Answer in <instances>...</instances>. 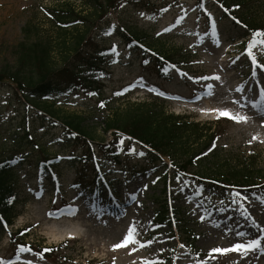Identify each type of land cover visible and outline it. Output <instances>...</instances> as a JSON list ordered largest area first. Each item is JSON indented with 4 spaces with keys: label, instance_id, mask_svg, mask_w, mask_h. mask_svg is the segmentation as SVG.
<instances>
[{
    "label": "rangeland",
    "instance_id": "obj_1",
    "mask_svg": "<svg viewBox=\"0 0 264 264\" xmlns=\"http://www.w3.org/2000/svg\"><path fill=\"white\" fill-rule=\"evenodd\" d=\"M196 3L197 0H119L117 9L110 10L97 26L90 29L94 42L86 48L85 53L94 50L95 43L116 48L114 63L106 71L108 77L102 75L106 96L142 76L148 82L143 84L145 90L135 91L128 101L114 103L108 110H104V105L100 106L102 102L90 98L89 92L73 95L62 101L61 106L53 108V111L65 117H82L83 127L94 140L93 155L86 156L88 152H84L85 145L81 142L71 145L69 138L61 135L60 126L51 128L45 124L40 127L38 119L34 121L31 113H28L30 117L27 115L29 123L24 121V108L11 97L8 86H0V148L4 139L18 125L32 126L33 133L32 144H22V149L30 157L15 172L17 204L9 205L7 212L11 211L13 219H10L15 228L26 229L28 244L54 249L50 252V259L31 251L21 252L19 249L22 247L19 244L12 246L3 230L0 231V260L5 264H85L89 261L101 264H264V232L261 231L264 229V203H261L264 186L263 189L256 187L231 191L230 194L215 191L212 193L213 199L207 187L188 186L181 179L174 182L176 175L170 170L167 192L158 200L156 196L163 186L161 180H157L152 168L146 166L143 155L134 153L130 160L126 159L120 167L110 170L114 174L113 178H109L113 182L110 189L115 193L116 202H113L102 194L81 192V185L86 190L91 188L93 168L80 176L77 174L80 168L65 161L71 155H83L91 164L100 160L95 146L108 139V134L104 132V118L111 112L124 111L130 103L150 102L159 96L164 100L161 107L168 113L184 115L191 120L211 123L212 126L218 123L217 130L221 133L206 154L215 152L221 160L228 155H248L256 160L258 169L262 171L260 173L264 175V141H259L262 135L258 126L259 121H264L261 114L264 107L251 106L252 112L241 109L237 104L241 98L239 92L231 90L220 77L223 69L236 67L235 74L248 75L240 81L241 85L255 86L256 82L245 67L244 49L252 38L246 41L232 40L235 34L228 31L226 21L220 20L217 8L207 7V12L199 15ZM54 7L59 10L69 7L81 16L90 12L81 0H0V71L14 66V49L25 41L27 32L30 42L50 43L58 55L57 45L61 42L53 21L46 14V10L51 12ZM260 18L263 21L260 32H264V12ZM123 26L126 29L132 27L140 35L154 39L151 45L172 57L173 64L168 69L173 73L162 80L152 68L140 66L139 55H132L118 35ZM67 32L66 40H71L74 32L71 29ZM262 47L258 44L252 52L258 59V65L264 66ZM56 54L54 66H60V57ZM175 64L179 67H173ZM149 71L152 72L148 75ZM87 76L82 74L81 77ZM214 76L219 79H212ZM209 91L211 95H208ZM214 109L239 113L247 116L248 120L236 123L227 117L217 118V112L212 111ZM258 117L261 118L259 121ZM132 148L139 151L137 147ZM11 149L6 146L1 156L4 157L6 151ZM41 152L52 159L64 158L58 162L61 189L52 188L47 182L42 194L38 195L39 178L33 165L43 155ZM77 176L81 178L80 184L74 183ZM235 193H240L244 199L236 197ZM165 200L171 207L168 209L171 215L169 221L173 224L176 222L173 214V208H176L180 211L179 217L184 216V221L193 232L190 249L178 244L169 230V221L156 217ZM122 204L131 206L125 212L127 214L114 216L106 213V210H116ZM60 209L72 213L70 216L63 213L60 217H54ZM245 210L247 216L242 214ZM127 215L131 218L121 220ZM103 217L113 222L107 223ZM66 226L75 234L74 238L64 242L65 238L60 236L64 235ZM130 226L135 228L136 239L146 246L140 248L136 244H129L113 250L112 246L123 239ZM237 232L246 235L239 237ZM249 238L260 239L261 248L244 256L236 251L213 253L212 257L208 255L213 248L231 247ZM150 240L152 243L148 244ZM133 248L137 250L132 251Z\"/></svg>",
    "mask_w": 264,
    "mask_h": 264
},
{
    "label": "trees",
    "instance_id": "obj_2",
    "mask_svg": "<svg viewBox=\"0 0 264 264\" xmlns=\"http://www.w3.org/2000/svg\"><path fill=\"white\" fill-rule=\"evenodd\" d=\"M118 0H84L86 8L90 9L89 13L81 16L74 13L69 7L67 10H53L52 21L55 30L57 31L59 49L58 55L56 48L50 43L42 41H31L28 32L26 33L22 43L14 49L15 64L12 67H7L0 71V86L10 87L9 92L13 98L17 99L20 105H23L28 112H34L37 115L43 114V121L40 124L47 122L58 124L61 126L65 134L75 136V141L92 139L90 133L82 126L80 116H62L53 111L56 102L61 101L63 97L69 96L70 93L82 84H87L89 87H99L95 81L82 79L79 77L83 69L74 67L78 62L74 58L83 59L92 77H96V70L102 69L104 57L101 52L91 54V57H86L83 54L85 49L84 44L88 46L90 40L87 38L90 28L95 26L106 14L107 10L115 8ZM213 4L219 6L225 14L234 17L239 21L240 27H235L238 33L236 37L252 35L253 32L259 30L262 22L260 16L263 13L262 0H211ZM74 32L71 40H66L67 30ZM80 29V31H78ZM125 30V29H124ZM123 35L126 40L128 36L138 42H144L145 45L154 43L153 39L143 41L142 35L134 30L128 29ZM66 33V34H65ZM69 42V43H68ZM154 47L153 45H151ZM161 55L167 58L170 55L166 52L157 50ZM60 57L61 67H55L54 57ZM81 56V57H80ZM80 57V58H79ZM161 57V56H159ZM89 58V59H88ZM159 69H162L164 61L156 60ZM115 99L111 100V103ZM139 103L132 104L126 107L124 111H115L104 122V131L111 130L120 131L124 136L113 135L112 142L104 145L102 142L99 145L103 159H107L113 164H120L123 156H125L124 142L131 143L128 140H136L142 145L152 150V153L147 152V162H151L155 167L162 166V174L166 172V165L161 160L166 158L171 161L172 165L181 173H189L194 178L207 179L216 181L222 185L231 187H250L259 183L264 179L256 170V164L248 161L218 160L215 156H206L201 159H196L200 155V149L209 144L214 137V132H211V126L201 125L196 122L189 121L186 117L175 116L163 111L162 108L155 109L154 104ZM50 120V121H49ZM23 136L18 140V135ZM29 132V131H28ZM16 138L12 140L13 152L2 158L0 155V204L5 206V198L10 194L11 167L9 166L10 159L22 158L19 154L20 143L27 138V131L22 129L14 133ZM204 140H208L204 141ZM19 141V142H18ZM7 143L1 145L0 150L6 148ZM47 158V159H46ZM211 160L208 162V160ZM48 157L43 155L39 164L42 166L43 173L46 172ZM74 164V162L72 163ZM77 165L82 166L81 161ZM90 164H86L84 168H89ZM84 169V170H85ZM165 191V190H164ZM164 194V193H163ZM166 208V205L165 207ZM165 212L160 214L163 217ZM179 220V219H178ZM179 235L183 238L190 239V231L178 221Z\"/></svg>",
    "mask_w": 264,
    "mask_h": 264
},
{
    "label": "snow or ice",
    "instance_id": "obj_3",
    "mask_svg": "<svg viewBox=\"0 0 264 264\" xmlns=\"http://www.w3.org/2000/svg\"><path fill=\"white\" fill-rule=\"evenodd\" d=\"M121 7H123V5H121ZM141 15H143V13H141ZM182 19V17L180 18ZM237 23H239V21H237ZM169 29H165V31H168ZM260 37H264V32H253L252 33V39L249 41L248 43V47L246 49L247 55L249 57V59L252 61L253 66H258V67H262L264 68V66L258 65L257 64V59L256 56L253 54L252 49L255 48L258 44L264 46V39H259ZM113 51H115V49L113 48ZM261 51H264V47L261 48ZM145 63H147V61H145ZM207 79V78H204ZM212 79L218 80L219 77L218 76H214L212 77ZM237 91H241L242 89L237 88ZM208 95H211V92H208ZM261 98L264 99V90L261 91L260 93ZM101 107H103V104L100 105ZM253 107H256V105H253ZM212 111L217 112V118L220 117H227L231 120H233L236 123H241V122H246L248 120V117L245 115H241L239 113L236 114H232L230 112H228L226 109L225 110H220V109H214ZM262 115H264V111H262L261 113ZM253 139H256V137H253ZM141 155H143V153H141ZM158 179V178H157ZM155 182V181H154ZM236 197H239L240 199H244V197H242L240 195V193H235ZM133 199H135V197H133ZM261 203H264V199H261ZM241 207H243L241 205ZM245 216H247V212L245 210L244 213ZM201 219H203V217H201ZM262 232H264V229L261 230ZM237 236L239 237H244L246 234L244 232H237L236 233ZM148 244H151L152 241H147ZM129 244H136L138 245L140 248L145 247V244L140 243L137 239H136V231L135 228L130 226L127 230V233L124 235L123 239L117 243L114 244L112 246L113 250L115 249H119L121 247H127ZM181 247H184L183 245H181ZM261 248V240L260 239H256V238H249L246 242H242V243H234L231 247H216L213 248L209 251L208 255L209 257H212L213 253H220V254H224V253H228V252H232V251H236L239 252L241 254V256L247 255L248 252L250 251H256L259 250ZM137 248H133L132 251H136ZM19 251L23 252V251H31L30 249H25V248H21L19 249ZM45 251H50V249H45ZM42 257V254H39ZM214 258V257H213ZM0 264H5L4 261L0 260Z\"/></svg>",
    "mask_w": 264,
    "mask_h": 264
},
{
    "label": "bare ground",
    "instance_id": "obj_4",
    "mask_svg": "<svg viewBox=\"0 0 264 264\" xmlns=\"http://www.w3.org/2000/svg\"><path fill=\"white\" fill-rule=\"evenodd\" d=\"M239 105V107L241 109H243L244 111H247V112H252L251 111V107L248 105L247 102H243V101H238L237 103ZM261 118L258 117V121L260 120ZM258 126H259V131H261V138L259 141H264V121L261 123L260 121L258 122ZM75 233L71 231V228L69 226H66L65 227V233L64 235L60 236V238L64 237V238H68V237H72ZM68 236V237H67Z\"/></svg>",
    "mask_w": 264,
    "mask_h": 264
}]
</instances>
